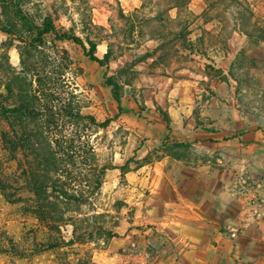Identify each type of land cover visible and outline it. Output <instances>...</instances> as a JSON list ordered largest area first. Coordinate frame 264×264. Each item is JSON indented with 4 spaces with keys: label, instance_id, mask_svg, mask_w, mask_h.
I'll return each mask as SVG.
<instances>
[{
    "label": "rangeland",
    "instance_id": "1",
    "mask_svg": "<svg viewBox=\"0 0 264 264\" xmlns=\"http://www.w3.org/2000/svg\"><path fill=\"white\" fill-rule=\"evenodd\" d=\"M13 1L37 24L50 15L60 34L79 37L88 50L97 45L100 60L110 50L113 55L102 68L79 45L53 36L30 53L32 29L14 4L5 9L0 0V19L14 30L11 36L0 32V183L7 188L0 190V264H77L87 258L93 264H133L131 245L139 241L126 234L141 228L140 208L150 196L137 186L138 178L148 176L136 173L152 161L139 151L181 154L196 162L193 167L232 171L235 179L245 173L252 180V170L241 167L248 144L228 143L223 152L210 142L217 134L229 142L263 128L258 124L264 123V0H234V7L224 0L218 11L214 0H192L188 14L173 9L171 0ZM180 32L183 37L174 39ZM6 70L32 83L26 89L40 110L66 107L74 117L110 122L107 129L87 130L84 121L58 116L45 135L58 151L75 154L79 167L62 176L79 201L62 227L64 242L77 229L76 237L94 233L96 243L53 249L56 232L35 219L34 195L24 177L34 159L29 148L12 153L3 140L21 138L23 87H14ZM105 74L122 87L125 113L119 117L111 89L103 86ZM41 120L46 124L49 118ZM99 214L108 217L94 221ZM100 228L114 237H98ZM113 243L118 247L109 252ZM140 248L149 257L143 264H152L149 248Z\"/></svg>",
    "mask_w": 264,
    "mask_h": 264
},
{
    "label": "crops",
    "instance_id": "2",
    "mask_svg": "<svg viewBox=\"0 0 264 264\" xmlns=\"http://www.w3.org/2000/svg\"><path fill=\"white\" fill-rule=\"evenodd\" d=\"M258 125L263 128L229 142L217 134L210 144L216 151H223L228 143L248 144L240 166L252 170L256 182L246 191L264 197V123ZM138 154L152 160L136 173L148 176L137 177V186L150 191V196L140 208L143 216L136 224L141 228L129 231L126 238L136 235L138 249L144 253L143 245L153 254L152 264H264V224L243 231L251 195L238 188L232 171L193 167L196 162L189 163L181 154L151 150ZM116 247L113 243L109 252Z\"/></svg>",
    "mask_w": 264,
    "mask_h": 264
},
{
    "label": "trees",
    "instance_id": "3",
    "mask_svg": "<svg viewBox=\"0 0 264 264\" xmlns=\"http://www.w3.org/2000/svg\"><path fill=\"white\" fill-rule=\"evenodd\" d=\"M223 1L224 0H214V2L211 4L212 9L218 11L219 6H222ZM225 1H230L229 7H234V0ZM13 2V0H1L3 8L5 9H7L9 5L14 4L20 20H22L23 23H27L32 29V44H29V47L27 48L29 49L30 53L35 54L36 52H39V49L44 46L46 38L53 36L58 42H74L84 50L86 57H88L92 63L98 64L102 68H108L113 55L111 50L105 56L104 60H100L96 56L97 45L92 44L91 50H88L84 42L79 37L75 35L73 36L69 33L60 34L56 29L54 18L50 15L43 19L42 25L37 24L31 15L24 12L18 4ZM171 2L174 3L172 8L177 10L178 13L186 10V12L183 13L188 14L187 11H189V6L192 0H171ZM189 15H191L193 18L195 17L190 12ZM160 22L163 24L164 21L160 18ZM0 32L9 36L14 34L13 28H10L8 23L3 21V19H0ZM181 34H183V32L176 34L174 39H181L183 37ZM152 37H155V35L153 34ZM159 38L165 39L166 36L159 35ZM164 46L165 47H162L161 50H164L167 47L166 45ZM191 48H193V46H191ZM6 72L7 76L10 78L11 84L15 85L14 87L18 88L19 83L23 87L21 88L23 91L21 90L22 93L20 94L19 111L21 115V124L19 125L21 138L16 137L14 140L9 136L4 135L3 140L5 144L10 147L9 150L12 153L19 151V149L25 152L29 148V151L31 152L29 155L34 159L35 166L33 171L24 172V177L28 183L26 189L34 195V201L31 209L35 219L40 223L47 224L54 232H56L58 237L55 240V243L51 246L53 249L85 245L88 242L96 243L94 233H89L87 238L84 236L76 237V229L73 231L74 238L69 242H64L62 232V227L67 225V221L71 219L68 214L72 213V207H76L75 203L79 202L76 198H73L74 196L70 194V190L66 183L62 182V176L66 173L65 169H70V167L78 169L79 167L75 154L71 152L70 154L68 152L64 153L58 151L55 146H53V142L49 139V137L47 136L46 138L45 135L50 134V129L53 127V125H55L56 117L60 116L63 117V119H72L71 116L73 115L70 113V111H66V107L63 108V111L54 110L52 106L44 107V110H40L37 103L38 99L30 94L26 89L28 85L33 87L32 83L26 84V79L23 80L21 75L14 74L9 70H6ZM103 86L111 89L112 98L118 107V117L123 115L125 110L123 108V94L121 85L118 82L113 81L108 77L107 74H105ZM47 116L49 118L48 122L46 124L42 123L41 118H47ZM73 119L77 120V122L84 121V127H86L87 130H92V127H95L96 129H107L110 124V122L97 124L94 118H81L80 116H73ZM168 125H170V121L168 122ZM92 159L94 160V158ZM106 170L107 168L103 169V175ZM100 184V181L97 180V185L100 186ZM0 190L7 191V188L3 183H0ZM80 209L81 205L77 206V211ZM107 217L108 214H99L95 216L94 219L96 220L94 221H98V219L104 220ZM74 224L75 223L72 222V225ZM86 229L89 230V227ZM98 233V237L104 236L106 240H110L114 237L112 233L106 232L104 228H100ZM84 262L93 264L90 258L79 260L76 263L82 264Z\"/></svg>",
    "mask_w": 264,
    "mask_h": 264
},
{
    "label": "built area",
    "instance_id": "4",
    "mask_svg": "<svg viewBox=\"0 0 264 264\" xmlns=\"http://www.w3.org/2000/svg\"><path fill=\"white\" fill-rule=\"evenodd\" d=\"M253 182H256V180L254 178L250 180V178H248L245 173H242L237 177V185L241 191H246V189L251 186ZM248 193L251 195V197L248 198L249 212L247 213V217L243 225V231L250 229L254 224H264V197L257 195L252 196L251 192ZM238 232L232 233V237L236 238ZM131 252L133 264H143V262H146L149 259L145 253L138 249L137 244L131 245Z\"/></svg>",
    "mask_w": 264,
    "mask_h": 264
}]
</instances>
